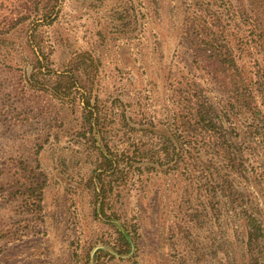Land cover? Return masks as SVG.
Listing matches in <instances>:
<instances>
[{"label": "rangeland", "instance_id": "374dc122", "mask_svg": "<svg viewBox=\"0 0 264 264\" xmlns=\"http://www.w3.org/2000/svg\"><path fill=\"white\" fill-rule=\"evenodd\" d=\"M184 1L57 0L51 23L43 20L35 27L47 59L37 82L49 87V71L72 69L80 64L76 54L89 55L96 65L92 94L101 102L120 101L135 115L165 121L167 75L184 73L189 63V52L178 40ZM19 3L0 0V22L13 16ZM20 41L13 35L0 47L24 58L15 67L0 65V264H82L85 252L91 257L98 248L110 251L115 234L93 216L90 192L83 186L92 159L87 143L78 139L77 101L60 102L24 81L30 51ZM198 82L207 87L204 80ZM208 91L214 100L220 98L210 86ZM17 160L36 166L45 179L41 218L3 193L14 182L9 169ZM249 166L254 171L240 182L261 210L264 226V178L254 177L257 164ZM204 177L196 175L192 192L184 187L186 180L169 173L133 176L127 194L109 201L120 222L133 225L131 253L110 258L102 252L88 264H242L241 223L231 212L218 216L212 194L203 188ZM192 213L195 220L187 217Z\"/></svg>", "mask_w": 264, "mask_h": 264}, {"label": "trees", "instance_id": "16d2710c", "mask_svg": "<svg viewBox=\"0 0 264 264\" xmlns=\"http://www.w3.org/2000/svg\"><path fill=\"white\" fill-rule=\"evenodd\" d=\"M19 4L13 16L0 22V47L13 35L22 37L24 42L18 44L30 51L25 66L30 72L24 73V81L60 102L77 101L78 139L87 143L92 159L83 186L90 192L93 216L115 234L110 251L98 248L91 257L85 252L82 264L96 261L102 252L110 258L131 253L133 225L120 222L109 201L127 194L133 176L151 172L169 173L180 181L179 176L192 192L197 188L196 175L204 174L203 188L212 194L218 216L231 212L241 223L242 264H264L262 213L247 199L240 182L254 171L251 162L260 170L254 177L264 178V0L184 1L178 40L189 52V63L184 73L167 75L170 105L161 122L135 115L120 101L103 103L92 94L96 65L89 55L76 54L80 64L73 63L72 69L49 71L53 77L49 87L37 82L47 59L35 27L43 20L51 23L57 0ZM22 59L0 49V65L15 67ZM209 86L219 99L210 96ZM13 163L9 170L14 182L7 183L3 193L12 200L19 198L25 213L41 218L44 177L36 173V166ZM187 217L195 220L193 213ZM216 241L220 248L221 239Z\"/></svg>", "mask_w": 264, "mask_h": 264}]
</instances>
